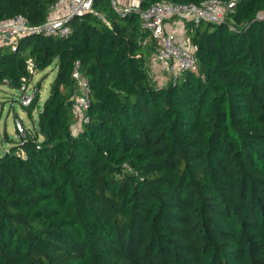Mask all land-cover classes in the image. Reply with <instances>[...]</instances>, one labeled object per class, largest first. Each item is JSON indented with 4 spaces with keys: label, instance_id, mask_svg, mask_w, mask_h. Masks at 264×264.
Masks as SVG:
<instances>
[{
    "label": "trees",
    "instance_id": "16d2710c",
    "mask_svg": "<svg viewBox=\"0 0 264 264\" xmlns=\"http://www.w3.org/2000/svg\"><path fill=\"white\" fill-rule=\"evenodd\" d=\"M53 2L0 0V20L39 25ZM94 6L110 26L86 13L65 37L0 46L10 87L30 82L28 58L56 66L41 106L20 101L37 128L15 126L0 155V264H264V0L187 23L196 67L162 84L138 17ZM77 61L89 106L73 133Z\"/></svg>",
    "mask_w": 264,
    "mask_h": 264
},
{
    "label": "built area",
    "instance_id": "2783aa9c",
    "mask_svg": "<svg viewBox=\"0 0 264 264\" xmlns=\"http://www.w3.org/2000/svg\"><path fill=\"white\" fill-rule=\"evenodd\" d=\"M96 0H54L47 9L45 20L39 25H30L28 19L17 14L0 20V46L16 48L20 37L30 34H44L65 37L71 32L69 22L86 13L100 17L110 26L104 13L94 6ZM111 11L116 15L127 16L135 14L138 17L140 29L145 33L143 43L152 41L153 49L149 55L151 74L158 70L168 79H176L183 71L196 67L195 47L185 31V24L200 22L220 23L231 11L235 0H204L195 3H173L170 0L156 1L142 7L145 0H108ZM264 20V12L256 15ZM26 70L33 73L34 64L31 58L26 60ZM72 77L75 83L73 93V113L75 121L72 124L73 133L80 130L82 122L87 120L85 114L89 106V84L85 74L80 69V63L74 64ZM158 83L163 79L155 75ZM24 80V78H22ZM23 84L21 85L22 89ZM31 97L23 94L21 103L26 105Z\"/></svg>",
    "mask_w": 264,
    "mask_h": 264
},
{
    "label": "rangeland",
    "instance_id": "374dc122",
    "mask_svg": "<svg viewBox=\"0 0 264 264\" xmlns=\"http://www.w3.org/2000/svg\"><path fill=\"white\" fill-rule=\"evenodd\" d=\"M55 74L56 66L55 62H53L43 70L33 71L30 82L23 84L22 89L0 83V155L18 140L15 132L16 119L21 121L27 133H33L37 128L39 108H35L28 114L20 104L22 95L28 94L31 97L30 101H32L34 96L38 94V102L41 106L48 96L50 84ZM155 75H159L163 79V82H165L166 76L158 70H155L151 75V79L154 82H158V79H155Z\"/></svg>",
    "mask_w": 264,
    "mask_h": 264
},
{
    "label": "water",
    "instance_id": "95a60500",
    "mask_svg": "<svg viewBox=\"0 0 264 264\" xmlns=\"http://www.w3.org/2000/svg\"><path fill=\"white\" fill-rule=\"evenodd\" d=\"M15 124H16V127L18 128V130L20 131V133H21L22 135H24V134H25V132H24V128L22 127V125H21L19 119H16Z\"/></svg>",
    "mask_w": 264,
    "mask_h": 264
},
{
    "label": "crops",
    "instance_id": "0c3cea01",
    "mask_svg": "<svg viewBox=\"0 0 264 264\" xmlns=\"http://www.w3.org/2000/svg\"><path fill=\"white\" fill-rule=\"evenodd\" d=\"M71 129H73V126L71 125ZM73 131V130H72Z\"/></svg>",
    "mask_w": 264,
    "mask_h": 264
}]
</instances>
